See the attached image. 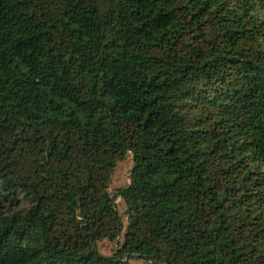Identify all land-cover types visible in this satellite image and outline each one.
I'll return each instance as SVG.
<instances>
[{"label": "trees", "instance_id": "trees-1", "mask_svg": "<svg viewBox=\"0 0 264 264\" xmlns=\"http://www.w3.org/2000/svg\"><path fill=\"white\" fill-rule=\"evenodd\" d=\"M134 259L264 264V0H0V264Z\"/></svg>", "mask_w": 264, "mask_h": 264}, {"label": "rangeland", "instance_id": "rangeland-1", "mask_svg": "<svg viewBox=\"0 0 264 264\" xmlns=\"http://www.w3.org/2000/svg\"><path fill=\"white\" fill-rule=\"evenodd\" d=\"M133 169V159L132 156L129 155L126 160L120 162L114 172V175L112 177V184L110 188V192L115 195L119 190H122L130 183V175L131 170ZM22 207V205H20ZM19 206V209H20ZM117 209L120 213V216L122 218V222L124 225V229L122 231V237L119 239L120 242L123 241V235L125 232V229L127 227V216H126V206L124 202L121 200V198H118L116 201ZM16 208V207H13ZM98 249L100 253H102L104 256H112L116 249H117V243L116 242H110V241H102L98 244ZM135 264H151L149 262L141 261L138 259H134L132 261Z\"/></svg>", "mask_w": 264, "mask_h": 264}]
</instances>
